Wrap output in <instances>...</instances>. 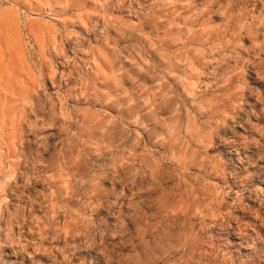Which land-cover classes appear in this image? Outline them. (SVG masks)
Returning <instances> with one entry per match:
<instances>
[{"label":"rangeland","instance_id":"rangeland-1","mask_svg":"<svg viewBox=\"0 0 264 264\" xmlns=\"http://www.w3.org/2000/svg\"><path fill=\"white\" fill-rule=\"evenodd\" d=\"M0 264H264V0H0Z\"/></svg>","mask_w":264,"mask_h":264}]
</instances>
